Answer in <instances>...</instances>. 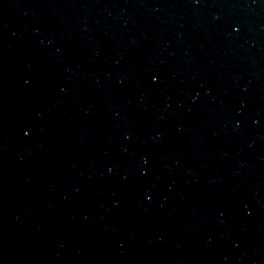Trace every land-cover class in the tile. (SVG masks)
<instances>
[{
    "label": "water",
    "instance_id": "95a60500",
    "mask_svg": "<svg viewBox=\"0 0 264 264\" xmlns=\"http://www.w3.org/2000/svg\"><path fill=\"white\" fill-rule=\"evenodd\" d=\"M0 264H264V0H0Z\"/></svg>",
    "mask_w": 264,
    "mask_h": 264
}]
</instances>
